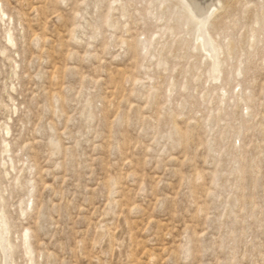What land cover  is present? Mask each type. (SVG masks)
<instances>
[{
  "label": "rangeland",
  "instance_id": "obj_1",
  "mask_svg": "<svg viewBox=\"0 0 264 264\" xmlns=\"http://www.w3.org/2000/svg\"><path fill=\"white\" fill-rule=\"evenodd\" d=\"M224 4L210 74L159 0H0V264H264V0Z\"/></svg>",
  "mask_w": 264,
  "mask_h": 264
},
{
  "label": "bare ground",
  "instance_id": "obj_2",
  "mask_svg": "<svg viewBox=\"0 0 264 264\" xmlns=\"http://www.w3.org/2000/svg\"><path fill=\"white\" fill-rule=\"evenodd\" d=\"M159 3L168 13L169 19L181 23L182 26H187L196 41L197 49L209 61L210 74L221 73L222 50L213 38L210 27L226 13L227 8H225L224 0H159ZM3 236L4 231L1 230L0 242L6 250L8 246L5 244ZM5 260H7V256H5Z\"/></svg>",
  "mask_w": 264,
  "mask_h": 264
}]
</instances>
